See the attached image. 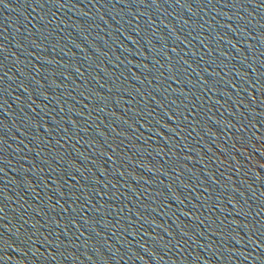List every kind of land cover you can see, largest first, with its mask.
Returning <instances> with one entry per match:
<instances>
[{"label": "water", "instance_id": "water-1", "mask_svg": "<svg viewBox=\"0 0 264 264\" xmlns=\"http://www.w3.org/2000/svg\"><path fill=\"white\" fill-rule=\"evenodd\" d=\"M0 264H264V0H0Z\"/></svg>", "mask_w": 264, "mask_h": 264}]
</instances>
